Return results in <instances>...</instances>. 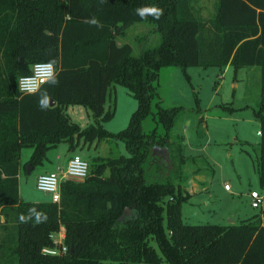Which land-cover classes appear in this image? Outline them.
I'll list each match as a JSON object with an SVG mask.
<instances>
[{"label": "trees", "instance_id": "obj_1", "mask_svg": "<svg viewBox=\"0 0 264 264\" xmlns=\"http://www.w3.org/2000/svg\"><path fill=\"white\" fill-rule=\"evenodd\" d=\"M196 1L0 0V264H264V224L256 214L236 224L182 221L185 155L182 136L169 133L180 106L155 101L152 116L162 132L141 128L161 66L215 65L221 72L226 64L257 65L254 166L264 186V0H213L207 18ZM153 6L162 10L158 18L138 12ZM134 22L152 24L159 41L137 52L118 43ZM38 60L50 61L53 75L34 92L19 93L18 76ZM111 83L136 99L116 131L100 122L112 113L104 109ZM72 103L87 106L93 122L79 128L69 120L64 108ZM99 138L120 140L126 154L93 157L82 180L60 181L58 201L19 197L22 147L31 148L24 169L41 164L59 141L73 150L78 139ZM156 147L164 148L167 162L152 160ZM59 225L65 251L43 253Z\"/></svg>", "mask_w": 264, "mask_h": 264}, {"label": "rangeland", "instance_id": "obj_2", "mask_svg": "<svg viewBox=\"0 0 264 264\" xmlns=\"http://www.w3.org/2000/svg\"><path fill=\"white\" fill-rule=\"evenodd\" d=\"M195 5L203 18L212 13L213 0H197ZM119 40H125L133 52H137L141 47L155 45L159 34L150 23L134 22ZM152 85L155 93L150 100L151 112L141 120L143 131L155 127L158 133L162 132L159 122L152 116L155 101L162 107L180 106L169 133L170 136H182L185 155L182 165L185 181L181 184L188 194L179 203L182 221L236 224L255 219L257 210L249 206L245 194L249 188H260L254 166L259 140L255 114L260 103L259 67L227 65L220 72L215 65H187L184 69L166 65L158 69ZM226 105L230 109L224 107ZM135 106L136 99L125 86L111 83L104 109L112 113L109 118L100 120L101 125L109 131L122 128ZM261 111L264 113V107ZM64 112L79 128L93 122L89 108L81 103L67 104ZM30 151V147L20 149V165ZM72 152L85 158L88 164L96 156L126 154L123 143L115 138L92 139L89 143L78 139L73 150H67V143L59 141L46 150L41 164L29 166L28 171L20 166V197L23 200H48L49 194L35 187V176L64 163L65 156ZM160 159L168 160L164 148L156 147L152 160ZM224 184L228 188H224ZM2 233L0 228V235ZM49 236L53 245L42 246L41 251L63 253L60 249L64 244L63 228L51 231Z\"/></svg>", "mask_w": 264, "mask_h": 264}, {"label": "built area", "instance_id": "obj_3", "mask_svg": "<svg viewBox=\"0 0 264 264\" xmlns=\"http://www.w3.org/2000/svg\"><path fill=\"white\" fill-rule=\"evenodd\" d=\"M54 73V66L48 60H38L30 65L28 73L18 76L17 90L19 93L34 92L41 83L51 77ZM259 133V131H257ZM88 170V163L85 158L77 153H71L65 160L63 167L56 170L42 171L35 176V187L49 194V200L58 201L59 183L64 179L82 180ZM224 188H228L224 184ZM248 204L259 211L260 223L264 224V186L260 188H249L246 192ZM261 212V213H260ZM60 249L65 251V245Z\"/></svg>", "mask_w": 264, "mask_h": 264}, {"label": "clouds", "instance_id": "obj_4", "mask_svg": "<svg viewBox=\"0 0 264 264\" xmlns=\"http://www.w3.org/2000/svg\"><path fill=\"white\" fill-rule=\"evenodd\" d=\"M139 14L141 16H144L145 13H149V14H152L154 16H156L157 18L159 17L160 14H162V10L153 6V7H150V8H143V9H139L138 10ZM35 210L34 209H30L29 212L32 213L34 212ZM37 218L39 219V216H37ZM21 221H24L25 220V216L22 214L21 217H20Z\"/></svg>", "mask_w": 264, "mask_h": 264}, {"label": "crops", "instance_id": "obj_5", "mask_svg": "<svg viewBox=\"0 0 264 264\" xmlns=\"http://www.w3.org/2000/svg\"><path fill=\"white\" fill-rule=\"evenodd\" d=\"M119 39H118V43H119ZM125 41V40H124ZM227 65H229V64H226L224 67H226ZM223 67V68H224ZM258 131V130H257ZM259 134V133H258ZM67 150H68V148H67ZM72 153H74V152H72ZM71 153H68L66 156H65V158H64V163H65V160H66V158L70 155ZM256 156H257V151H256ZM56 157H58L57 155H56ZM25 161V160H24ZM64 163L62 162V163H59V164H56L55 165V167L52 169V168H47V169H45V170H43V171H49V170H56V169H58V168H60V167H63V165H64ZM20 166L22 167V164L20 165V162H19V165H18V173H17V178L19 177V170H20ZM25 171H28V170H26L25 169ZM18 195H19V197H20V194H19V188H18ZM246 195V194H245ZM247 197V196H246ZM21 198V197H20ZM248 198V197H247ZM22 199V198H21ZM248 200V199H247ZM257 210V209H256ZM264 210V208L261 210V212ZM260 212V213H261ZM259 218H260V214H259V211L257 210V212L255 213ZM0 220H2V217L0 218ZM260 220V219H259ZM260 222V221H259ZM229 223H231V222H229ZM59 227H61V228H63L62 227V225H60Z\"/></svg>", "mask_w": 264, "mask_h": 264}, {"label": "water", "instance_id": "obj_6", "mask_svg": "<svg viewBox=\"0 0 264 264\" xmlns=\"http://www.w3.org/2000/svg\"><path fill=\"white\" fill-rule=\"evenodd\" d=\"M47 102L49 105H51V104H53L54 101L51 98H49ZM28 169H29V165L27 164L26 170H28ZM229 219H232V218L230 217Z\"/></svg>", "mask_w": 264, "mask_h": 264}]
</instances>
